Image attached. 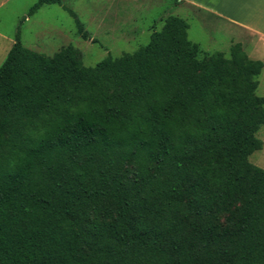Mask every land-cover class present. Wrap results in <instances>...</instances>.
I'll return each mask as SVG.
<instances>
[{"label": "trees", "instance_id": "trees-1", "mask_svg": "<svg viewBox=\"0 0 264 264\" xmlns=\"http://www.w3.org/2000/svg\"><path fill=\"white\" fill-rule=\"evenodd\" d=\"M77 32L88 31L63 0ZM167 15L133 52L0 64V264H264L263 62Z\"/></svg>", "mask_w": 264, "mask_h": 264}, {"label": "rangeland", "instance_id": "rangeland-1", "mask_svg": "<svg viewBox=\"0 0 264 264\" xmlns=\"http://www.w3.org/2000/svg\"><path fill=\"white\" fill-rule=\"evenodd\" d=\"M35 2L0 0V31L14 37L19 29L23 45L46 55L72 44L80 50L86 66H93L107 56L133 52L146 44L151 32L160 29L162 19L170 14L188 22L189 39L197 42L203 51H221L228 56L232 44L230 31L224 25L218 21L203 23L196 15H184L174 7V0H63V5L76 12L88 31V39L77 32L74 18L59 4H44L29 14ZM233 43L237 41L234 39ZM242 48L249 55L248 47ZM249 56L263 62L256 93L264 96V50L258 56ZM256 136L262 141V147L253 151L249 160L264 169V124Z\"/></svg>", "mask_w": 264, "mask_h": 264}, {"label": "crops", "instance_id": "crops-1", "mask_svg": "<svg viewBox=\"0 0 264 264\" xmlns=\"http://www.w3.org/2000/svg\"><path fill=\"white\" fill-rule=\"evenodd\" d=\"M174 7L203 23L218 21L230 31L232 44L235 39L247 46L251 56L264 50V0H174ZM13 43V36L0 31L1 63Z\"/></svg>", "mask_w": 264, "mask_h": 264}]
</instances>
